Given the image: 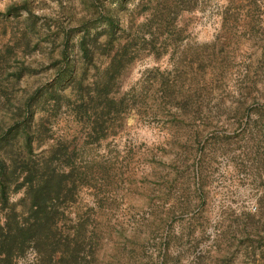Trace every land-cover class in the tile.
Returning <instances> with one entry per match:
<instances>
[{
  "label": "rangeland",
  "instance_id": "rangeland-1",
  "mask_svg": "<svg viewBox=\"0 0 264 264\" xmlns=\"http://www.w3.org/2000/svg\"><path fill=\"white\" fill-rule=\"evenodd\" d=\"M0 156V264H264V0H0Z\"/></svg>",
  "mask_w": 264,
  "mask_h": 264
},
{
  "label": "trees",
  "instance_id": "trees-1",
  "mask_svg": "<svg viewBox=\"0 0 264 264\" xmlns=\"http://www.w3.org/2000/svg\"><path fill=\"white\" fill-rule=\"evenodd\" d=\"M85 54V51H84ZM107 70L110 72L111 77L116 73L117 66L114 65ZM32 162L31 160H26V162ZM16 161L14 159L9 160V164L7 165L6 162H4L3 158L0 156V192L1 194H5L7 189V182L9 180V176H13V171H11L10 168H13L14 163ZM28 165V163H27ZM35 167V165H34ZM34 167L32 168V171L29 173L31 175L34 172ZM46 167V163H42L40 169V172L43 173L39 175V177L35 180V182L40 185L43 189L46 186H52L53 182L55 181L56 185L59 186L62 181L63 177L54 174V171L50 173L48 176V179H44V169ZM59 176V177H58ZM30 179V187L34 186L33 181H31V176H29ZM57 179V180H56ZM35 200V199H34ZM29 214L31 213V216L27 219H23L22 226L21 223L18 224V222H11L10 220L6 221L4 224L0 225V255H3L4 258H10L11 255H13L14 250L20 251L25 248L27 244L31 245L30 242H33V248L36 250H40L41 246L44 245L43 241L41 239V234L44 231V219H41L40 217L44 214L43 210L44 207L41 204L40 200L37 198V200L30 203L28 208ZM25 236V240L19 239L21 235ZM25 242V243H24Z\"/></svg>",
  "mask_w": 264,
  "mask_h": 264
}]
</instances>
